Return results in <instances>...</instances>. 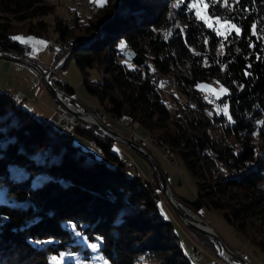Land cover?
<instances>
[{"label":"trees","instance_id":"obj_1","mask_svg":"<svg viewBox=\"0 0 264 264\" xmlns=\"http://www.w3.org/2000/svg\"><path fill=\"white\" fill-rule=\"evenodd\" d=\"M38 1L0 0V9L24 12ZM192 1L107 0L96 21L98 31L105 34L102 37L95 34L88 44L76 45L70 57L83 71L93 67L95 60L88 57V50L105 48L109 56L116 53L122 56L117 52L116 42L123 39L146 59L145 66L139 68L98 57L108 78L102 77L99 84L91 85L82 77L83 85L87 92L116 104V108H107L110 114L127 112L144 130L156 131L161 141L174 151L196 187L193 200L178 196L179 199L191 204L198 214L203 206L218 209L225 223L243 231L251 205L246 200L239 203L238 198H233V204L227 200L236 195L234 181L247 175L238 167L250 155V137L256 133L264 143V0H227V6L224 0L215 4L205 0L209 5L204 6L205 14L214 18L211 24L197 17L195 7L190 5ZM46 6L35 9L44 13ZM216 20L235 25L239 32L230 27L225 31L218 29ZM149 26L158 32L148 33L147 43L137 47L142 37L127 34ZM53 29L60 38L69 32V26L55 18ZM9 31V26L0 24V50L20 54L25 45L9 37ZM178 38L201 52L203 61L179 71L178 56L170 44L171 39ZM169 74L173 75L177 90L194 102L187 129L172 116L177 107L170 110L161 98L159 80ZM211 79L220 84L230 82L226 91L216 97V103L226 107L225 117L221 113L208 116L205 102L192 91L198 82ZM54 86L64 94L72 92L66 83ZM112 89L117 91L120 101L111 94ZM180 106L189 109L183 103ZM3 110L8 115L0 120V264H49L48 257L60 251L82 252L90 258L91 250L81 246L80 238L96 245L105 264H132L136 252L146 250L143 243L133 244L136 235L133 231L139 227L161 233L169 240L159 264L191 263L179 240L172 243L177 238L176 229L168 217L160 214L156 197L145 188L146 183L137 175L127 177L122 172L123 162L112 148L111 139L92 134L94 126H77L73 133L93 143L102 157L95 158L73 144L72 133H62L57 138L64 143L63 152L55 160L38 161L31 153L21 152L19 146L26 147L46 129L52 131L50 125L31 117L0 92V111ZM7 118L15 122L7 124ZM223 120L226 123L220 126ZM217 126L222 134L216 139L210 130ZM228 136H232L231 141ZM36 172L51 177L33 184ZM155 190L161 194L158 186ZM119 195L131 207L139 208L133 219L113 221V207L121 200ZM257 246L264 260V231ZM147 248L156 251L159 245L153 242Z\"/></svg>","mask_w":264,"mask_h":264},{"label":"rangeland","instance_id":"obj_2","mask_svg":"<svg viewBox=\"0 0 264 264\" xmlns=\"http://www.w3.org/2000/svg\"><path fill=\"white\" fill-rule=\"evenodd\" d=\"M106 1L107 0H103L101 4L100 0H39L36 5H32V9L29 8L24 12L19 11L10 13L0 9V24L9 26V37H21L22 39L16 40L25 45L23 46L24 50H22L20 54L8 50H0V52L16 55L36 66L42 74H46L48 81L54 88L56 83L63 82L72 89L71 94H64L55 88L64 101L65 105H62L55 100L53 95L46 89L35 71L18 61L0 58V67L2 70L5 68V70L13 71L17 74L15 77L16 79L14 78L13 80L15 86H17L18 82L20 89L32 88L30 84L36 85L35 96H32L30 100L23 96H14L9 92L8 88L0 87L2 96L14 100L16 106L24 108L31 117L37 118L41 123H48L52 129V131L46 129L41 136L33 138L31 143L26 147L20 145L19 150L25 154L31 153L32 157L38 161L47 159L55 160L64 150V143L59 141L57 138L58 135L62 133H72L73 144L85 149L86 152H91L95 158L102 157L99 149L93 143L83 136L77 135L75 132L73 133V130L77 126H90L89 128L94 126L95 129L90 130L92 134L96 136L97 134L108 136L95 125L88 123L91 119L86 120L83 118V115L73 114L68 108L74 111L91 112L103 123V125L107 126L118 135L130 139L144 148L159 167L168 184L171 196L170 202L165 198L160 187L159 178L150 162L143 155L142 156L147 161L142 158L140 156L141 154L139 155L135 149L122 142V140L108 137L111 139L112 148L121 156V161L123 162L122 172L124 175L127 177L130 175H137L140 180L146 183L145 188L147 189L148 187L150 193L156 197L157 209L160 214L165 218L168 217L171 221V226H174L176 229L175 235H177V238L173 239L172 243H177L179 240L182 251L190 260V264H231L229 259H233L229 256H227L226 259L222 258L223 255L221 256V250L213 241L192 226L183 223L173 209L171 203L175 205L187 220L196 224H202L203 226H210L225 246L248 264H264L263 257L257 246V242L264 231L262 230L264 229V143L256 133H253L249 140L252 144L249 157L238 167V170H245V174L247 175L234 181L236 195L230 197L232 200H227L229 204H233L235 201L233 198H238L239 203L246 200L245 202L251 205L252 210L248 212L247 224L244 230L236 231L234 227H231L223 221L220 210H212L203 206V209H200V213L198 214L197 210L193 208L191 204L179 199V197H181L191 201L193 197L196 196V193L194 194V189L196 191V187L193 178L184 164L178 160L174 151L161 141L156 131L150 132L144 130L138 125L137 119L128 115L127 112H121L118 115L110 114L107 108H116L115 103L111 104L107 99L98 98L97 95L86 91L82 82V77L91 85L99 84L102 77L108 78L104 70V64L100 63L98 57H100V59L107 57L111 59L112 62L122 61L125 62L126 65L133 64L137 66L133 62L126 60L123 55L119 56L118 53L109 56L110 53L105 48L87 51L88 57L94 58L95 60L93 62V67H87L83 71L78 69L73 58L70 57L76 45H86L93 39L95 34L99 33V37L105 34L98 31V24L96 21ZM194 3H196V0H193L190 5ZM35 6H46L47 9L44 13H41L40 9H35ZM198 10L200 12V17H203L202 19L205 23L211 24L214 18L211 19L206 16L203 3L195 7L196 13ZM54 18L62 20V22L69 26V32L61 38L57 36V33L53 29ZM92 23L96 24V26H91ZM214 24L215 27L218 29L220 27L221 30L224 31L229 28V24L225 22L216 20ZM157 32L158 30L156 28L149 26L147 28H138L128 33L127 36H133L134 34L136 36H141L142 41L137 47H142L148 41L146 35L148 33L155 34ZM175 40L176 41L171 39L170 44L173 51L177 53L178 65L180 67V69L178 68L179 71L187 66L194 65L197 61H203L201 52L185 44L182 38ZM122 42L124 45L123 47H121ZM116 46L118 48L117 52H121V54L124 48H131L125 44L123 39H118ZM132 49L136 52L135 48ZM18 66H20V70L16 69ZM23 71L26 73H23ZM7 78L11 79V77ZM5 79L6 76L3 72L0 74V81H5ZM229 85L230 82L228 81L220 84L215 79H211L198 82L195 84L194 88H192V91H195V94L202 103L205 102V113L207 115L221 113L225 117L226 107L218 105L216 103V97L225 92ZM177 89L172 74L164 75L159 80L161 98L166 102L170 110L177 107L172 113V116L181 126H186L185 128L187 129V122L191 117L190 110L194 108V102L189 100V96L186 97ZM18 93L23 94L24 92L18 91ZM30 94H33L32 90H29L25 95ZM111 94L116 100H121L115 89L111 90ZM26 102H29L28 105ZM182 103L187 105L189 109L181 108L182 106L180 105ZM29 109H31L32 112ZM59 109L63 110L61 111ZM7 115V110L0 111V120L2 121ZM55 117L61 120H64L65 117L68 118V120H72L71 130L64 132V130H60L58 124H55L56 126L54 128L52 125V118ZM5 120L7 124L14 121L12 118H7ZM225 123V120H223L219 122V125L223 126ZM210 134L216 139L219 138L222 134L220 127H214L210 130ZM227 139L231 141L232 136H228ZM223 141L225 140L223 139ZM88 158L89 157L86 156V159ZM147 162L152 167L151 169ZM126 173H128V175ZM215 173H217V171H215ZM50 177L51 175L48 173L36 172L33 184H37L43 179ZM252 183H254V185L251 186L250 184ZM156 186L161 190V194L158 190H155ZM247 194L248 197H245ZM119 197L121 200L118 198V203L113 207L115 214V220L113 221L118 222L124 218H128V220L133 219L134 215L140 212L139 208L137 206L134 208L128 205L123 195H119ZM174 201L179 202L182 208L178 207ZM133 232L136 234L134 238L135 242H133L134 246L143 243L146 245V250L143 253L139 251L136 252L132 264L162 263L161 257L166 250V243L168 244L169 240L167 241L161 233L157 234L154 230L151 231L143 227H139V229H135ZM80 240L82 247L86 246L91 250L90 258L84 257L86 254L82 252L77 254L60 251L57 255H50L48 257V263L105 264L100 259L96 249L93 248L90 243H87L83 238H80ZM153 242L155 245H159L156 251H151L147 248V244ZM53 257H56L57 260L53 261Z\"/></svg>","mask_w":264,"mask_h":264},{"label":"water","instance_id":"obj_3","mask_svg":"<svg viewBox=\"0 0 264 264\" xmlns=\"http://www.w3.org/2000/svg\"><path fill=\"white\" fill-rule=\"evenodd\" d=\"M122 55L126 60L133 62L134 64H136L139 67H143L146 64L145 59L143 57H141L139 54H137L132 48H124ZM0 58L18 61L24 65H27L30 69L35 71V73L39 76V78L43 82L46 89L53 95L55 100H57L60 104L65 105L64 101L60 97V93L48 81L46 74H42L41 71H39L36 68V66L30 64L29 62H27L24 59H22L16 55H12V54H5V53L0 52ZM68 110L73 114L88 116L91 119L88 123L95 125L98 129H100L102 132H104L108 137L116 139V140H119V139L122 140V142L126 143L127 145H129L130 147L135 149L137 152H139L141 155H143L150 162L153 169L155 170V172L159 178L160 187H161V190H162L165 198L169 202L171 201L170 200L171 196H170L168 184L165 180V177L162 175L159 167L153 161V159L151 158L149 153L144 148H142L139 144L135 143L134 141L118 135L116 132L112 131L107 126L103 125V123H101L99 121V119L93 113L85 112V111H74V110H71V108H68ZM126 174L128 175V173H126ZM174 203H176V205L178 207L182 208V205L179 202L174 201ZM171 204L173 206V209L175 210V212L179 216L180 220L183 223L187 224L188 226H192L193 228H195L196 230H198L199 232H201L202 234L207 236L211 241H213L214 244L221 250V253H225L226 255H228L230 258L233 259V260L229 259L231 264H248L245 260H243L242 258L238 257L236 254L231 252L225 246V244L221 241V239L216 235V233H214V231L212 230V228L210 226H208V225L207 226L206 225L201 226L199 224H196L194 222L187 220L181 214V212L175 207V205L173 203H171Z\"/></svg>","mask_w":264,"mask_h":264},{"label":"crops","instance_id":"obj_4","mask_svg":"<svg viewBox=\"0 0 264 264\" xmlns=\"http://www.w3.org/2000/svg\"><path fill=\"white\" fill-rule=\"evenodd\" d=\"M16 69L20 70V66H18V68H16ZM3 72H4V75L6 76V79H5V81H0V87L1 88L2 87L3 88H8L9 92H11L14 96H18V97H22L23 96V97H25L26 99H29V100L31 99L32 96L33 97L35 96V93H36V88H35L36 85L35 84H30V86H32V88L30 87L31 89L30 88H28V89H20L19 82L17 83V86H15L14 85L15 83L13 81L14 78L17 76V74L15 72H13V71L5 70V68H4V70H2L1 67H0V74L3 73ZM23 73H26V72L23 71ZM7 77H11V79H9ZM29 90H32L33 94L25 95L26 93L29 92ZM18 91H22L24 93L20 94V93H18ZM28 103L29 102H26L27 105H28ZM29 110L31 111V109H29Z\"/></svg>","mask_w":264,"mask_h":264},{"label":"snow or ice","instance_id":"obj_5","mask_svg":"<svg viewBox=\"0 0 264 264\" xmlns=\"http://www.w3.org/2000/svg\"><path fill=\"white\" fill-rule=\"evenodd\" d=\"M100 2H101V4L103 3V0H100ZM217 2V0H211V3H213V4H215ZM201 3H203L204 4V6H205V8H208V3H206L205 2V0H196V3H194L193 5H191V7H197V5L198 4H201ZM224 3H225V6H227V0H224ZM197 17L198 18H203V17H200V12H199V10L197 11ZM229 27L230 28H235V30L237 31V32H239V28H237L235 25H231V24H229ZM14 39H22L21 37H14ZM29 39H31V38H29ZM124 45H123V42L121 43V47H123ZM92 247L93 248H95L96 247V245L95 244H93L92 245ZM52 260L53 261H56L57 260V258L56 257H53L52 258Z\"/></svg>","mask_w":264,"mask_h":264},{"label":"built area","instance_id":"obj_6","mask_svg":"<svg viewBox=\"0 0 264 264\" xmlns=\"http://www.w3.org/2000/svg\"><path fill=\"white\" fill-rule=\"evenodd\" d=\"M59 110L62 111L63 109H59ZM71 123H72V120H68V118H66V117L64 118V120H61L59 118L56 119V117L55 118H52V125H53V127L55 128V126H56L55 124H58L60 130H62V131L64 130V132H67V131H70L71 130V126H72Z\"/></svg>","mask_w":264,"mask_h":264},{"label":"bare ground","instance_id":"obj_7","mask_svg":"<svg viewBox=\"0 0 264 264\" xmlns=\"http://www.w3.org/2000/svg\"><path fill=\"white\" fill-rule=\"evenodd\" d=\"M91 7V6H90ZM95 8V7H94ZM56 39V38H55ZM52 40V39H51ZM65 44V43H64ZM59 45V44H58ZM73 45V44H72ZM69 56V55H68ZM8 93V92H7ZM82 118V117H81ZM83 118H85L86 120H90V118L88 116H83ZM136 123V122H135ZM151 142V141H150ZM160 142V141H159ZM174 157V156H173ZM201 226H203L202 224H199ZM223 255V256H222ZM222 258L226 259L228 255H226L225 253L221 254Z\"/></svg>","mask_w":264,"mask_h":264}]
</instances>
